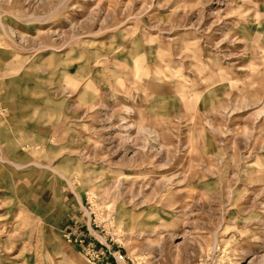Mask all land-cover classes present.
Masks as SVG:
<instances>
[{"label":"rangeland","instance_id":"1","mask_svg":"<svg viewBox=\"0 0 264 264\" xmlns=\"http://www.w3.org/2000/svg\"><path fill=\"white\" fill-rule=\"evenodd\" d=\"M0 264H264V0H0Z\"/></svg>","mask_w":264,"mask_h":264},{"label":"bare ground","instance_id":"2","mask_svg":"<svg viewBox=\"0 0 264 264\" xmlns=\"http://www.w3.org/2000/svg\"><path fill=\"white\" fill-rule=\"evenodd\" d=\"M160 229H157V228H155L154 230H153V232H157L158 230H159V236L161 235V232H163L164 231V227H162L161 225H160V227H159ZM160 239L161 240H165L166 238H165V236H160Z\"/></svg>","mask_w":264,"mask_h":264}]
</instances>
